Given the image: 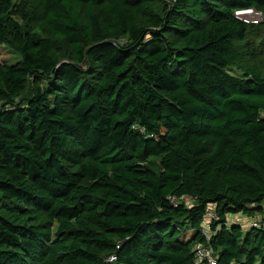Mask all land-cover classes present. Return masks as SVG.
Segmentation results:
<instances>
[{
  "label": "trees",
  "instance_id": "1",
  "mask_svg": "<svg viewBox=\"0 0 264 264\" xmlns=\"http://www.w3.org/2000/svg\"><path fill=\"white\" fill-rule=\"evenodd\" d=\"M246 7L264 14V0H0V45L22 57L0 62V264H195L209 206L264 221L247 39L264 21L234 15ZM211 245L217 264H264L262 226L221 224Z\"/></svg>",
  "mask_w": 264,
  "mask_h": 264
},
{
  "label": "built area",
  "instance_id": "2",
  "mask_svg": "<svg viewBox=\"0 0 264 264\" xmlns=\"http://www.w3.org/2000/svg\"><path fill=\"white\" fill-rule=\"evenodd\" d=\"M234 15L246 24H259L264 21V14L261 10L254 7H246L236 9ZM3 108L0 102V110ZM171 202L175 205L179 203V199L175 196H169ZM262 216H250L242 213L228 215L226 219H222L212 206H209L205 213V218L199 229L201 240L197 241L193 246L194 263L195 264H217V254L211 245V237L220 228V225L239 224L242 226H255L264 228V221L261 220ZM115 255L109 258L110 261L114 260Z\"/></svg>",
  "mask_w": 264,
  "mask_h": 264
},
{
  "label": "rangeland",
  "instance_id": "3",
  "mask_svg": "<svg viewBox=\"0 0 264 264\" xmlns=\"http://www.w3.org/2000/svg\"><path fill=\"white\" fill-rule=\"evenodd\" d=\"M247 39L252 42V48L256 51V56L261 60V68L264 74V22L261 24L260 28H254L250 34H248ZM21 55L16 51L8 48L4 45H0V62H5L9 65L15 64L21 60ZM229 72L234 75H241L242 72L238 67H233L229 69ZM264 116V110L261 112ZM260 217V215H254ZM250 217L246 215V218Z\"/></svg>",
  "mask_w": 264,
  "mask_h": 264
}]
</instances>
